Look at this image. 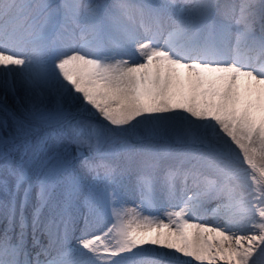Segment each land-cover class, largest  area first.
Instances as JSON below:
<instances>
[{"label":"snow or ice","instance_id":"obj_1","mask_svg":"<svg viewBox=\"0 0 264 264\" xmlns=\"http://www.w3.org/2000/svg\"><path fill=\"white\" fill-rule=\"evenodd\" d=\"M0 264H264V0H0Z\"/></svg>","mask_w":264,"mask_h":264},{"label":"bare ground","instance_id":"obj_2","mask_svg":"<svg viewBox=\"0 0 264 264\" xmlns=\"http://www.w3.org/2000/svg\"><path fill=\"white\" fill-rule=\"evenodd\" d=\"M194 242L198 243V241H195V240H194Z\"/></svg>","mask_w":264,"mask_h":264}]
</instances>
